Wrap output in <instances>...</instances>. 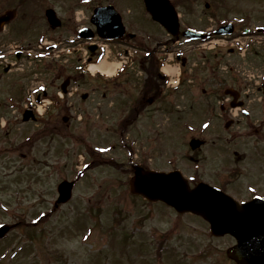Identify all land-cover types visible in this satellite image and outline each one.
I'll list each match as a JSON object with an SVG mask.
<instances>
[{
	"label": "rangeland",
	"instance_id": "374dc122",
	"mask_svg": "<svg viewBox=\"0 0 264 264\" xmlns=\"http://www.w3.org/2000/svg\"><path fill=\"white\" fill-rule=\"evenodd\" d=\"M109 1L124 15L130 32L137 34L128 41L138 47H154L156 55H152L153 58L162 57V41L167 42L171 35L155 24L146 11L147 15L141 13L144 6L142 0H60L58 5L63 15L73 12L82 17L83 10L89 12L85 5L107 4ZM199 1L194 8L195 15L178 9L187 18L186 22L193 20L194 24H198L205 1L212 0ZM238 3L240 8L244 6L242 9H248L247 12L251 11L253 15L248 27L254 30L264 28V0H238ZM231 14L228 13L230 19L236 18ZM208 17L205 15L204 20H208L207 25L211 26L214 22ZM259 34L241 37L240 42L235 41L239 43L236 48L225 37L216 39L218 41L207 48L186 45L183 49L188 59L186 63L176 58L173 64L177 69L181 67L182 86L170 95L180 108L173 113L161 112L158 108L154 113L143 114L141 123L130 127L128 137H136L141 129L143 132L151 129L153 135L150 136L154 139L146 140V144L133 143L135 153L126 155L121 149L118 140L121 115L118 111L99 113L96 108L91 109L94 127L88 128L78 119L73 128L60 130L61 133L53 129L46 133L33 122L27 128L15 125L10 141L14 140L17 144L23 135L28 134L30 157L24 162L18 159L16 148H21L19 145L15 146L13 154L0 156V224L13 225L8 234L0 239V264H234L225 255L226 249L233 244L231 238H211L209 226L200 215L188 211L179 213L163 201L151 202L133 194L129 185L133 174L129 173L128 167L131 157L135 163L141 158V163L159 170L179 168L187 178L193 175V182L203 180L216 184V178L223 172L220 166L228 162L219 160L215 147L210 145L202 151L206 159L199 162L186 160L189 135L184 122L209 123L213 116L214 122L218 121V110L212 112L208 107L210 111H205L206 106L201 104L202 98H208L211 90L239 85L248 90L252 82L254 90L258 89L257 81L264 72V32ZM55 35L65 38L72 33L63 29ZM37 36L14 35L15 40L24 37L26 42L31 40L33 43L37 42ZM252 42L256 44L246 51L241 50L240 44L246 46ZM174 46L171 48L180 52L178 44ZM110 48V59L119 58V45L111 44ZM143 55L142 50L135 57V63L128 68L132 75L136 74L134 77L138 81L144 77L138 74L139 69L145 66L141 61ZM155 65L156 61L152 67ZM87 73L92 76L90 71L87 70ZM125 73L128 72H120L116 79L121 81ZM97 79L104 82L108 78L99 75ZM84 81L80 80V91H92L91 86L83 85L86 84ZM95 84L96 81L91 83L92 86ZM113 89L118 90V87ZM99 90L101 96L105 85ZM188 99L192 100L190 108L183 110ZM106 100L102 101L103 106L112 104L110 98ZM158 100L156 103L160 106L166 99ZM88 103L84 106L90 105ZM92 105L95 107L99 103ZM0 123H3V118H0ZM215 130V127L209 126L204 136L209 141L216 138ZM104 131L112 142L110 152L103 157L96 149H101L106 143L100 141L94 145L90 138L100 140ZM201 163L203 168L199 169ZM65 178L77 179L78 183L71 200L57 206V186ZM249 179L242 174L237 175L242 185L248 184Z\"/></svg>",
	"mask_w": 264,
	"mask_h": 264
},
{
	"label": "flooded vegetation",
	"instance_id": "af4514ba",
	"mask_svg": "<svg viewBox=\"0 0 264 264\" xmlns=\"http://www.w3.org/2000/svg\"><path fill=\"white\" fill-rule=\"evenodd\" d=\"M198 1L173 0V3L178 9L182 8L188 15H195L194 8ZM59 2L60 0H0V118H3V123H0V141L3 143V147L0 146V156L5 153L13 154L17 149L19 154L17 157L22 162L30 157L28 134L23 135L22 140L17 144L14 143V140L10 141L15 125L20 128L33 122L46 133L52 129L61 133L60 130L71 129L80 120L88 128H91L95 125V122L91 121V109L95 108L99 110V113L119 112L121 116L118 140L121 143V149L126 155L135 153L132 148L133 143L146 144V140L151 138L153 141L154 137L150 136L152 130H145L146 127H144L146 132L141 129L139 135L137 132L136 137H128L130 127L141 123L143 114L154 113L159 110L158 108L161 112L166 113H173L177 108H180L179 105L174 104L171 97L175 90L164 86L166 85V78L152 76L154 72L148 64V58H141L145 66L139 69L140 73L138 74H142L144 77H140L141 79L138 81L137 77H134L136 74L130 73L128 68L135 63V57L139 56L142 51L138 45L133 48L134 57L130 58L133 64L123 66L120 71L121 73L128 72L125 73L121 81L116 79L119 78L120 72L116 77L106 79L104 82L97 79L99 76L94 77L87 73L88 61L91 58L80 56L78 45L81 46L82 42L75 38L78 30L82 27L94 29L89 13L90 11L93 12L95 6L87 4L86 7H88L89 12L79 19L73 12L63 15L62 9L58 5ZM142 3L144 5L143 0ZM204 8L198 24H194L193 20L186 22L187 18L180 14V34L188 29L212 35L216 30L232 28V35L236 37L253 35V32H258V34L261 31L264 32V28H257L256 31L248 27L250 17L253 15L251 11L250 13L247 12L248 9H242L244 6L240 8L238 0L205 1ZM145 11L147 12L144 5L141 13L146 14ZM230 12L236 18L230 19V15L228 16ZM147 14L149 15L148 12ZM205 15H209V20L214 22L211 26L207 25L208 20H204ZM3 16L4 18L1 20ZM124 22L126 25L124 39H130L131 32L128 22ZM63 29L71 32L72 35L65 38L61 35H55ZM15 34H38L35 38L37 42L33 43L31 40L26 42L27 39L24 38L26 36L15 40ZM43 39L57 44L55 51L58 55L56 57L38 58L37 53L53 50L51 49L53 47L46 49V46L42 45L45 43ZM14 42L18 43L14 44ZM256 42H252L251 47ZM31 51L36 55L33 57L29 55L28 52L31 53ZM21 66L24 67L21 68ZM82 79L86 83L83 85L91 86L92 91H80L82 85L80 80ZM93 81H96L97 84L92 86ZM104 85L105 90L101 92L100 96L99 88L104 87ZM113 87H118V90H114ZM228 88L227 86L225 89L211 90L209 91L210 96L202 98L203 101H201V104L206 106L205 111H210L208 107L212 109V112L218 110L217 122H214L215 116L209 123L207 121H202L199 124L184 122L189 135L186 160L202 161L204 158L206 159V154L202 152L204 148L209 145L215 147L216 157L219 160L227 161L228 164L220 166V170L223 172L216 178L217 182L213 185L234 197L240 204L255 198L264 200V85L262 90L259 88L247 90L242 85L235 86L236 90L232 89L233 87ZM32 97L36 99V103H33ZM107 98L111 99L112 104L103 106L102 101H107ZM158 99H166L164 105H160L161 107L157 106ZM87 102L90 105L84 106ZM191 102L192 100L188 99L183 110L186 108L189 110ZM94 103H99V105L94 107L92 105ZM38 106H41L42 109L40 113L37 110ZM236 107L238 108L235 109ZM31 114L34 115V119L25 120ZM209 126L216 128V138H212L210 141L204 136ZM106 135L107 133L104 131V137L99 138L100 140L90 138L94 145L100 141L106 143L105 146H101L102 150L96 149V152L102 153L103 157L111 150L109 145H111L112 140ZM192 139L193 142H195L194 140L200 142L195 149L191 146ZM16 145L21 146V148L15 149ZM92 152L94 155L96 154L95 151L92 150ZM136 155L138 156L139 153L137 152ZM91 159L93 160V158ZM133 159V157L130 158L128 167L130 174L131 172L134 174L137 165L148 170H159L150 167L147 163H141V158H139L138 163L132 161ZM202 165L201 163L198 168H203ZM238 174H242L244 178H250L248 184H240L237 180ZM194 179L193 175L188 178L191 187L200 182H193ZM74 180L76 183L78 182L77 179ZM202 218L209 226L208 231L211 238L229 237L233 241L232 245L236 243L235 237L229 233L219 236L212 234L209 222L204 217ZM228 248L225 251L227 259L238 264L228 256Z\"/></svg>",
	"mask_w": 264,
	"mask_h": 264
},
{
	"label": "water",
	"instance_id": "95a60500",
	"mask_svg": "<svg viewBox=\"0 0 264 264\" xmlns=\"http://www.w3.org/2000/svg\"><path fill=\"white\" fill-rule=\"evenodd\" d=\"M146 5L156 20L170 32L178 33L177 14L169 0H146ZM93 20L98 25L99 35L105 39L121 36L125 31L121 17L112 5L96 8ZM86 30L80 35L91 38L92 34ZM184 33L193 38L203 36L189 30ZM95 48V45L91 46L92 51ZM73 186L74 182L68 180L59 184V202L70 199ZM131 190L144 194L150 200L162 199L180 212L192 211L202 215L209 221L215 235L230 233L236 237L237 244L228 249V254L238 264H264V200L255 198L240 204L205 182L191 189L180 171L165 173L141 167H137L136 175L131 179ZM10 228V225H1L0 238Z\"/></svg>",
	"mask_w": 264,
	"mask_h": 264
},
{
	"label": "bare ground",
	"instance_id": "6f19581e",
	"mask_svg": "<svg viewBox=\"0 0 264 264\" xmlns=\"http://www.w3.org/2000/svg\"><path fill=\"white\" fill-rule=\"evenodd\" d=\"M85 12L83 11V17H84ZM121 64V61L117 62H109L106 58L100 62V63H95L91 65V70L92 71H102L103 73L110 75H114L116 72V67ZM168 68V69H167ZM165 70H171L172 72L174 71V68L171 65H168Z\"/></svg>",
	"mask_w": 264,
	"mask_h": 264
}]
</instances>
